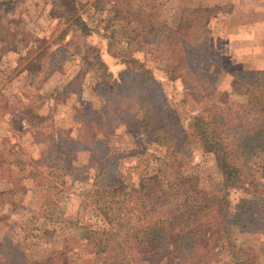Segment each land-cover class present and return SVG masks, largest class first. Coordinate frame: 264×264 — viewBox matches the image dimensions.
Instances as JSON below:
<instances>
[{"label":"rangeland","instance_id":"rangeland-1","mask_svg":"<svg viewBox=\"0 0 264 264\" xmlns=\"http://www.w3.org/2000/svg\"><path fill=\"white\" fill-rule=\"evenodd\" d=\"M119 3L122 6V0ZM136 3H143L145 11L158 18L157 37L139 28L117 0H65L72 14L83 13L92 29L90 37H83L70 20L54 18L52 8L58 5L53 0H0V153L10 164L14 179H20L16 188V182L9 180L10 175L3 176L0 169V264H20L19 255L29 263L43 260L53 249L63 246L70 254H78L79 264L98 263L83 240L78 244L76 241L83 232L80 225L97 221L102 224L88 197L94 184L103 178L100 164L93 162V149L55 146L59 133L77 137L79 113H96L105 122L110 137L102 138L121 157L116 185L157 175L158 160L165 149L145 140L141 129L133 128L131 123L115 121L122 116L116 117L118 112L108 108L102 97L103 75L92 70L83 56L94 61L100 52L111 70H119L122 56L134 54L154 68L164 80L167 93L173 96L174 87L163 79V65L155 59L162 55L169 30H181L191 8L209 4L213 63H220L229 72L264 68V0ZM174 97L171 103L188 126L189 116L193 115L190 112L199 111L200 106L190 104L185 111L177 105L181 94ZM40 117L44 118L42 122ZM184 159L189 161L184 172L197 176L202 185L222 181L214 155L206 153L193 139ZM258 166L256 176L264 182L263 155ZM51 184L56 186L50 191L55 192L52 200L48 196ZM10 190L13 192L4 193ZM227 195L231 210L248 197L237 187ZM231 236L237 244L251 246L256 264H264L263 233L234 228Z\"/></svg>","mask_w":264,"mask_h":264},{"label":"trees","instance_id":"trees-1","mask_svg":"<svg viewBox=\"0 0 264 264\" xmlns=\"http://www.w3.org/2000/svg\"><path fill=\"white\" fill-rule=\"evenodd\" d=\"M136 1L122 0L121 7L139 28L157 37L158 18ZM53 2L58 5L52 8L54 18L70 20L83 37L92 35L83 13L72 14L65 0ZM189 12L181 30L172 28L164 36L162 55L155 59L163 65V79L174 87L173 96L154 68L134 54L122 56L119 70H111L100 52L94 61L82 58L103 75L102 97L108 108L118 112L116 117L122 116L115 121L131 123L141 129L145 140L165 149L158 160L157 175L116 185L121 157L102 138H109L110 132L104 129L101 117L79 113L77 137L57 135L55 146L93 149V162L101 167L103 178L88 197L102 224L80 225L83 232L76 241L83 240L86 250L94 252L97 264H256L253 248L237 244L231 233L237 228L264 235V182L256 176L258 160L264 156V69L229 72L220 63H213L212 13L203 5ZM225 85L230 88L223 90ZM178 93L181 99L177 105L184 110L190 104L200 106L199 111L190 112L188 126L171 103ZM233 94L237 98L232 99ZM192 139L214 155L221 182L204 186L197 176L184 172L189 163L184 159L186 147ZM4 160L0 153L2 175H10L9 180L19 187L20 179H14L10 164ZM52 185L48 187L50 200L55 193L50 191L56 187ZM233 187L248 195L236 210H231L227 195ZM18 257L20 264L80 262L78 254H70L66 246L31 263Z\"/></svg>","mask_w":264,"mask_h":264},{"label":"crops","instance_id":"crops-1","mask_svg":"<svg viewBox=\"0 0 264 264\" xmlns=\"http://www.w3.org/2000/svg\"><path fill=\"white\" fill-rule=\"evenodd\" d=\"M202 3H209V0H202ZM203 5V4H202ZM209 4H205V5H203V6H208ZM257 69V68H256ZM259 69H264V68H259Z\"/></svg>","mask_w":264,"mask_h":264}]
</instances>
